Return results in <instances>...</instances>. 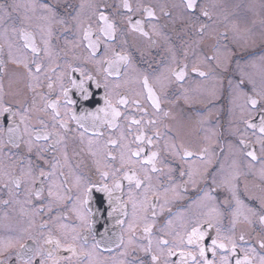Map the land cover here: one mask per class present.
Wrapping results in <instances>:
<instances>
[{
    "label": "flooded vegetation",
    "instance_id": "obj_1",
    "mask_svg": "<svg viewBox=\"0 0 264 264\" xmlns=\"http://www.w3.org/2000/svg\"><path fill=\"white\" fill-rule=\"evenodd\" d=\"M123 3L124 0H0V103L26 115L29 129V134H25V124H20L19 117L16 118L19 148L8 143L7 133L0 137L4 141L0 150V264L5 261L16 264L19 243L33 244L27 239L29 236L40 241V250L46 255L56 245L44 244V238L51 235L54 240L67 243L71 242L73 234L79 236L77 252L81 248L89 251L91 259L72 256L61 248L59 252L53 251L59 264H154L153 254L160 255L159 264H164L167 249L162 254L158 240L173 242L186 236L197 219L213 221L212 228L202 226L208 232L206 245L217 236L216 227H219L221 235H235L237 240L243 233L245 246L256 248L257 253L264 255V250L259 248V239L264 236V225L259 220L264 215V152L257 143L259 132L253 134L243 123L249 114L254 122H259V109L252 110L249 95L264 107V99L252 91L255 87L256 92H261L264 87L250 73L255 72L253 64L257 60L264 62V44L239 43L237 23L232 17L235 11L229 8V0H197L193 13L186 11V0H128L131 12L124 9ZM251 4L264 6V0H252ZM43 5H48L52 11ZM145 6L154 10L155 18L146 16ZM95 7L104 11L109 22L116 25L112 40L106 42L111 49L128 57L126 64L120 65L119 75L108 76L107 88L104 87L105 74L102 71L97 74L94 65L85 62L89 50L87 42H81L82 30L89 24L93 40L98 34ZM201 9L209 15H202ZM77 10L79 17L73 20ZM128 17L133 24L140 20V28L148 35L133 30ZM202 24L205 25L203 30L200 29ZM22 32L31 35L37 54L24 47ZM46 47L48 55H45ZM97 51L99 58L103 55V44ZM108 55L111 57V51ZM207 56L216 59L207 60ZM14 60L20 63H13ZM24 63H28L32 76ZM36 63L42 64L39 74L35 72ZM68 65L91 72L101 84L100 88L94 83L91 85L95 93L92 103L72 106L76 116L85 109L95 112L103 107L106 92L121 115L112 128L108 127L103 113L99 114L100 120L88 118L78 122L66 115L61 99L58 111L60 119L67 121V128L60 129L57 122L58 136L47 142L35 141L36 130L43 127L38 119L45 121L49 132L53 131V110L46 108V104L60 95V78L68 71ZM184 65H187L185 78L178 81L171 69ZM193 67L207 75L200 77L192 71ZM72 76L79 79L80 73H72ZM144 76L148 77L149 86L159 101V110L147 98ZM49 78L53 84L51 89L48 88ZM241 79L244 80L242 90L236 87ZM63 83L68 85L67 76ZM69 96L79 99L74 89ZM122 97L127 99V105L117 103ZM136 100L140 101L139 106L133 103ZM10 116L11 113L0 116V126L6 129L12 124ZM111 119L109 115L107 120ZM133 119L140 123L132 124ZM141 134L153 137V145L149 146L146 139L137 142L135 137ZM242 138L248 142L246 147L239 143ZM29 139L32 140L31 153L25 144ZM110 139L116 144H109ZM37 147L46 149L39 159ZM140 147L145 149L140 160L152 152L158 153L155 164L159 171L152 172L150 164L141 165L136 158L121 169V154L127 160L130 152ZM185 150L193 155L185 157ZM247 151H254L257 159L248 157ZM41 169L52 175L36 180ZM116 169H121L117 173L121 189L115 195L127 201L126 215L113 213L109 217L105 194L93 187L87 205L94 220L90 233L77 219L73 208H82L79 201L83 187L88 182L99 183L100 172L109 173L105 182L111 186L116 178L112 172ZM124 172L129 175L135 172L136 179L150 184L147 203L144 187L137 189L135 179H123ZM146 175L151 179L146 180ZM15 179H19V187L13 182ZM49 188L54 193L52 197L48 195ZM41 189L42 194L37 197L35 192ZM118 219L124 221L122 226L117 224ZM234 219L237 222L233 233ZM130 224L134 231H129ZM147 225L152 226L150 235L144 232ZM73 228L75 233L71 231ZM93 235L100 242L96 249L92 247ZM130 238L131 245L128 244ZM149 240L151 250L147 251ZM9 242L14 246L8 247ZM184 250L196 251L194 248ZM223 254L218 250V255L213 257L206 252V258L218 262ZM68 256H72L71 261L59 259ZM39 259L37 257L34 264H38ZM179 259L178 254L168 257L173 264ZM46 264H52V260H47ZM231 264H235L234 258Z\"/></svg>",
    "mask_w": 264,
    "mask_h": 264
},
{
    "label": "snow or ice",
    "instance_id": "obj_2",
    "mask_svg": "<svg viewBox=\"0 0 264 264\" xmlns=\"http://www.w3.org/2000/svg\"><path fill=\"white\" fill-rule=\"evenodd\" d=\"M44 8H46L48 11H52V9L48 5H43ZM81 8L84 7L82 4L80 6ZM124 9L128 10L129 12L132 11L130 4L128 3V0H124L123 3ZM197 7V0H186L185 3V9L189 13H193ZM144 13H146V16L148 18H155V12L153 9L145 6L143 8ZM95 14L97 16V20L99 22V27L97 29L98 34L96 35L95 40L92 39L93 35V29L91 24H89L87 27L83 28V36L82 41H86V48L89 50L88 55L85 56V62L86 63H92L96 69L97 74H99L101 71L105 74V81L104 87L107 88V78L109 75L115 73L117 75L120 74L121 67L120 65L122 63H125L128 61V57L126 55H121L120 53H117L114 49H111L109 46V43L106 41H111L113 38V33L116 31V25L114 23L109 22V17L105 15V12L100 10L99 7H95ZM201 14L204 16H208L209 13L206 10L201 9ZM165 15H168V13H165ZM79 17V10H77V15L72 17L73 20H77ZM64 21H61L63 23ZM128 23L132 25L133 30L141 31L142 35L147 36L148 33L143 32V30L140 28L141 21L136 20L133 24L132 18L128 17ZM205 25H200V29L203 30ZM51 35V32H49V36ZM22 38L24 39V47L26 49H30L32 53L37 54L38 50L35 47V44L31 42V35L26 32H22ZM45 44H47V41H45ZM103 44V55L98 57V48L99 46ZM79 46V45H77ZM45 55H48V49L45 48ZM109 51H111L112 55L111 57L108 55ZM207 60H215V56H207L205 57ZM13 63H20L19 61H12ZM107 64V67H104V65ZM24 67L26 69H29V76H32L33 73L31 69L29 68L28 63H24ZM187 65H184L183 67L178 68H172L171 72L176 77L178 81H182L185 78ZM42 64L36 63L35 64V72L37 74L42 72ZM192 71L194 73H197L200 77H205L207 74L203 71H199L196 67H193ZM79 72L80 78L74 79L72 76V73ZM64 76H67L68 79V85L65 86L63 83ZM37 79V86H39V76L37 75L35 77ZM95 84L96 88H100L101 84L96 77L92 75L91 72H85L83 68H73L72 65H68V71L62 74L60 78V95L57 97V100L52 101L51 103L46 104V108H51L53 110L52 120H53V131H48V125L45 123L44 120L38 119V123L42 125V129L36 130V135L34 137L35 141L43 140L45 142L50 141L53 136H58L59 132L57 129V122L58 127L60 129L67 128V121L60 119V112L58 111L59 102L62 99L64 101L65 106V113L66 115H69L71 119L77 120L78 122H82L88 118H92L94 121L100 120L101 117L99 114H104L105 122L107 123L109 128H112L115 126L114 121L117 117L121 115V113L118 111V109L113 105L112 101L108 98L107 92L104 96V106L98 107L95 112L85 111L78 117L76 116L75 112L73 111L72 106L81 103V104H89L92 103V97L95 95L94 92L91 91V85ZM231 84V81L229 82ZM251 83V81H249ZM244 80L241 79L236 87L238 89H243ZM143 86L148 92V99L152 102V105L154 108L159 110V101L155 97L153 89L149 86L148 77L144 76L143 79ZM31 89V85L29 86ZM53 84L49 78L48 88H52ZM74 89L75 93L78 94L79 99L74 100L69 96L70 90ZM253 92L256 93V95L260 96L261 99H264V91L256 92L255 87L252 89ZM98 103V101H97ZM118 104L121 105H127L128 101L125 98H121L117 101ZM134 104L139 106L140 101L136 100L133 101ZM248 103L251 105L252 110L255 111L256 109H259V122L256 123L253 121L251 114H249L248 119H244L243 123L245 124L246 128L252 129L253 134L256 133V131L259 132V136L257 137V143L260 145L261 151L264 152V107L260 106V103L257 99L253 98L251 95L248 96ZM24 112L27 113L28 109L25 108ZM7 113H11V116L9 117L13 123L9 124L8 127L5 129L3 126H0V137L4 136L5 133H7V141L10 145L13 147L19 148L18 141L20 140V137L17 135L19 132V125H15L16 118L19 117V123L25 124V134H29V129L26 124V120L28 117L26 115H21L19 112H13L11 108L5 107L2 103H0V116H4ZM111 116V120H107L108 116ZM132 124H139L140 121L133 119L131 121ZM149 123L154 124L155 121H149ZM81 126H84L81 123ZM83 135V134H81ZM159 136V133L156 134ZM147 140V144L149 146L153 145V137H145L143 134L137 135L135 137V140L137 142H143V140ZM59 141H57L58 143ZM91 144L92 142L89 141ZM109 144H116L115 140H109ZM240 145L245 146L247 145V141L245 139H240L239 141ZM27 146V151L31 153L33 151L32 147V140L29 139L25 142ZM4 141L0 140V150L3 149ZM46 151L45 148L37 147L36 149V155L37 158H41V153ZM206 151V149H205ZM145 152V149L143 147L137 148L134 151L130 152V156L127 160H125L123 153L121 154V169H123L124 165L126 163H132V158H136L137 161L141 165H151V171L157 172L159 169L156 167L155 161L158 156V153L152 152L150 155H147L145 159L140 160L141 154ZM111 155V154H109ZM193 153L190 151L185 150L184 156L189 157L192 156ZM246 155L248 157H251L252 160H256L257 156L254 151H247ZM112 159H115V157H112ZM47 163V161H45ZM31 164V161L29 162ZM53 168H55V165H53ZM121 169H116L112 172V176L116 177L113 180V183L111 186H109L108 183L105 181L109 177V173L107 171L100 172L101 180L99 183L95 182H88L84 187L82 191V199L79 201L82 208L76 209L73 208V211L75 212L77 219L81 222L82 226L85 227L90 233L93 230V224L94 220L92 219V214L90 211L87 210V205L89 204V201L91 199V192L93 187H95L96 191L102 192L105 194L108 202V207L110 211L108 212L109 217L112 216L113 213H123L126 215V212H124V208L126 206L127 201L123 200L121 196H116L115 192L119 189H121V183L120 179L117 177V173L121 171ZM99 170V169H98ZM29 175H31V170H29ZM52 173H46L43 169L39 171V176L36 177V180H40L41 178L47 179L49 176H51ZM184 173L181 172V176H183ZM123 179H126L128 181H133L135 179V185L136 188L139 189L141 187H144V200L147 203L149 201L148 192L151 188L150 184H144L139 179H136L135 172L132 173V175H129L128 172L123 173ZM146 180H150V176H145ZM16 183L17 187H19V179H15L13 181ZM36 181L34 180L33 183ZM42 182V181H41ZM79 183V180L77 181ZM42 194V189L37 190L35 192V195L37 197H40ZM49 197H52L54 195L51 188H49L48 191ZM207 195V193H206ZM237 203H239V200H237ZM136 207V204L133 202V208ZM153 215H155V212H153ZM247 219V218H245ZM261 225H264V215H261L259 217ZM236 219L232 222V231L234 233L235 231V225H236ZM123 220H117V224L123 225ZM250 224L251 221H248ZM203 225H207L208 228L214 227L213 221L211 219H197L192 222L190 225V231H186V236L179 237L178 240H174L173 242H170L168 239L161 238L158 240V247L160 248L161 253L163 254V250L166 248L167 253L165 256L164 264H173L172 261L168 260V257L179 255L180 259L175 261L174 264H188V261L191 260L192 264H231V260L235 259V264H264V255H261L257 253L256 248L253 247H246L247 241L245 240V235L241 233L239 235V238L235 237V235L231 236H223L221 235V229L219 227H216L217 236L215 238L211 239V244L206 245L205 244V237L208 235L207 230L202 227ZM151 225H147L144 227L145 234L150 235ZM72 233H75L76 230L73 228ZM129 231H134L133 225H129ZM103 239V234H101ZM27 239L32 240L33 244L28 245L27 243H19L18 250L15 253L16 257V264H34L37 257H40L38 264H46L47 260H52V264H59V260L56 256H54L53 251L59 252L61 248H65L68 252L72 253V256H76L78 258H86L91 259V252L84 250L81 248L79 252H77L76 249V242L79 239L78 234L71 235V242L62 243L60 239H53L51 235L44 238L43 243L44 244H53L55 243L56 247L53 251H48L47 254L43 253L40 250V241L34 239L33 237L29 236ZM67 240V236L65 237ZM93 249H96L99 247L100 242L95 240V236L93 235ZM86 242V238H85ZM124 243L123 238L120 239V244L122 245ZM133 243L132 239L130 238L128 241V244L131 245ZM151 243L152 241L149 240V248L146 249L147 251L151 250ZM8 247H13L14 245L9 242L7 245ZM185 248H194L196 251H185ZM259 248L261 250H264V236L260 237L259 239ZM218 250L222 251L224 254L220 255L219 261L217 262L215 259L209 260L206 258V252H210L213 257L218 255ZM242 253V255H241ZM127 253H121V255H126ZM197 255L199 259H197ZM72 256L68 257H60L59 259H64L71 261ZM151 260L154 262V264H159V261L161 260L160 255L153 254L151 257ZM4 264H7L5 261Z\"/></svg>",
    "mask_w": 264,
    "mask_h": 264
},
{
    "label": "rangeland",
    "instance_id": "obj_3",
    "mask_svg": "<svg viewBox=\"0 0 264 264\" xmlns=\"http://www.w3.org/2000/svg\"><path fill=\"white\" fill-rule=\"evenodd\" d=\"M252 0H229V8L234 9L232 15L237 23V40L240 44H264V6L252 5ZM259 9V10H257ZM252 25L254 28L252 29ZM255 72L251 71L262 87H264V62L257 60L253 64Z\"/></svg>",
    "mask_w": 264,
    "mask_h": 264
}]
</instances>
